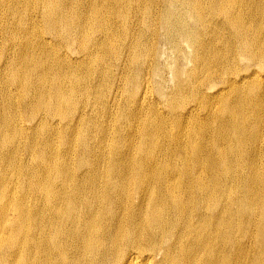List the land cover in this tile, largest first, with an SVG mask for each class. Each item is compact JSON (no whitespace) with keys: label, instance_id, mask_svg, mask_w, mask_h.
I'll return each instance as SVG.
<instances>
[{"label":"bare ground","instance_id":"obj_1","mask_svg":"<svg viewBox=\"0 0 264 264\" xmlns=\"http://www.w3.org/2000/svg\"><path fill=\"white\" fill-rule=\"evenodd\" d=\"M0 264H264V0H0Z\"/></svg>","mask_w":264,"mask_h":264},{"label":"rangeland","instance_id":"obj_2","mask_svg":"<svg viewBox=\"0 0 264 264\" xmlns=\"http://www.w3.org/2000/svg\"><path fill=\"white\" fill-rule=\"evenodd\" d=\"M161 46L164 47L163 44H161Z\"/></svg>","mask_w":264,"mask_h":264}]
</instances>
